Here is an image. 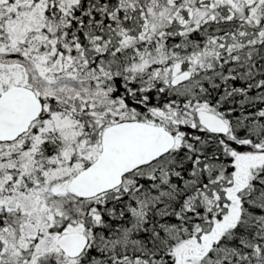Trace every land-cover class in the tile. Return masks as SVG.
Here are the masks:
<instances>
[{
    "label": "snow or ice",
    "instance_id": "snow-or-ice-1",
    "mask_svg": "<svg viewBox=\"0 0 264 264\" xmlns=\"http://www.w3.org/2000/svg\"><path fill=\"white\" fill-rule=\"evenodd\" d=\"M0 264H264V0H0Z\"/></svg>",
    "mask_w": 264,
    "mask_h": 264
}]
</instances>
